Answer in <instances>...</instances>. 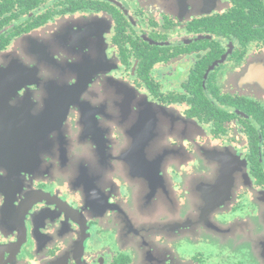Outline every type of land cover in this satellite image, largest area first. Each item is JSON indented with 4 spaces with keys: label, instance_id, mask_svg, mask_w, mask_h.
Instances as JSON below:
<instances>
[{
    "label": "flooded vegetation",
    "instance_id": "af4514ba",
    "mask_svg": "<svg viewBox=\"0 0 264 264\" xmlns=\"http://www.w3.org/2000/svg\"><path fill=\"white\" fill-rule=\"evenodd\" d=\"M0 0V264H264V0Z\"/></svg>",
    "mask_w": 264,
    "mask_h": 264
},
{
    "label": "trees",
    "instance_id": "16d2710c",
    "mask_svg": "<svg viewBox=\"0 0 264 264\" xmlns=\"http://www.w3.org/2000/svg\"><path fill=\"white\" fill-rule=\"evenodd\" d=\"M24 2L28 3L27 0H24Z\"/></svg>",
    "mask_w": 264,
    "mask_h": 264
}]
</instances>
